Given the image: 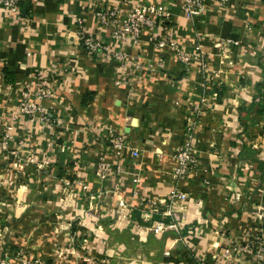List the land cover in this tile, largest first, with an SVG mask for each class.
I'll return each instance as SVG.
<instances>
[{"label":"crops","instance_id":"crops-1","mask_svg":"<svg viewBox=\"0 0 264 264\" xmlns=\"http://www.w3.org/2000/svg\"><path fill=\"white\" fill-rule=\"evenodd\" d=\"M142 2L166 8L171 13L170 19L159 24L157 33L170 34L186 52L191 53L200 44L204 52L200 58L192 60L193 63L186 66L171 54H161L148 42L143 41L133 46L122 43L111 37L109 28L97 16L99 12L114 9L121 16L133 3ZM78 29L100 36L107 50L86 53L80 36L77 35ZM216 42L231 48L236 61L229 77H232L231 82L236 85L234 87L238 86L243 90L237 91L242 95L240 99L243 98L237 105L241 123H246L245 119L248 118L242 114L245 110L254 112V116L250 115L252 119H259L260 114H264V0H231L226 6L217 0H205L204 12L194 19L184 16L181 0H23L19 16H12L5 10L0 12V126L4 129L3 127L12 125L13 144L10 145L17 147V142L24 138V133L31 125L25 117L16 113V90L26 76H29L31 85L42 76L54 93L52 98L43 102L51 119L50 128H43L46 132H42L47 133L46 135H35L33 147H44L47 137L48 140L54 138V141L56 138L57 143L60 139L65 140L71 153L69 150L67 153L60 151L58 144H55L57 147L54 149V152L59 149L56 163L63 173H68L66 167L74 169L78 166L74 159L82 163L81 169L88 170L91 168L90 164H93L90 161L93 154L99 150L115 152L106 155V158L113 171L116 167L120 168L123 175L128 177L125 180L127 191L122 194L129 200L133 187L132 178H136L134 174L152 172L155 160L152 153L146 154L143 156L144 160L136 165L127 148L117 152L109 144V139L122 133L128 145H135L133 142L136 138L143 142L148 140L150 133H156L159 141L171 143L164 148L165 152L173 149L182 139L183 111L189 107V102L197 99L204 88L211 89V93L215 92L221 98L229 94L227 87L232 83L225 76L218 83L215 80L210 82L211 85H204L202 82L203 71L206 72L205 61L212 65L217 62L215 47H212ZM115 51L124 52L125 58L113 60L110 56ZM137 53L144 57L143 60L153 63L162 57L164 63L156 67L155 71L141 70L142 77H134V82L127 84L126 80H130L127 76L137 73L130 61ZM5 65L14 74V83L3 82L2 69ZM115 79L123 81L117 85ZM230 96L231 94V101ZM14 114L16 116L13 118ZM227 140L230 146L235 145L234 138L227 137ZM49 154L48 152L47 155ZM75 154L79 158H74ZM240 155L241 152L238 158ZM201 159L207 165L211 160L203 152ZM261 160L263 161L253 158L257 165ZM64 162L70 164L63 167ZM219 168L213 169L218 173L222 170L221 166ZM263 168L264 165L260 169ZM154 178L161 177L157 173ZM151 180L147 175L142 177L136 185L138 190L154 194H166L169 191L170 183L156 179L157 186L152 187L148 186ZM189 183L194 185L193 188L204 189L201 181L190 180ZM213 185L214 194L203 198L206 201L203 208L191 216L189 226H195L192 229L194 233L188 225L176 231L175 236L188 237L192 243V246H187V256L182 264H199L192 257L194 253L201 251H206L203 264H255L252 260H242L237 255L227 262L218 252L222 246L240 241L255 231L254 228H258L259 224H264V219L258 215L264 208L256 206L243 212L242 200L229 201L222 190L217 192L222 184L213 182ZM29 186L28 183L21 185L19 198ZM259 188L262 189L260 183L251 186L248 195L249 198L253 195L252 201L258 203V206L261 203L264 205V191L261 192ZM226 195L228 196L227 193ZM210 206L217 212L210 210ZM252 212H257L258 218ZM257 221L259 224H256ZM201 237L203 240H200Z\"/></svg>","mask_w":264,"mask_h":264},{"label":"rangeland","instance_id":"rangeland-1","mask_svg":"<svg viewBox=\"0 0 264 264\" xmlns=\"http://www.w3.org/2000/svg\"><path fill=\"white\" fill-rule=\"evenodd\" d=\"M79 32L78 29V36ZM83 40L84 36H80L83 50L90 54ZM119 41L130 46L135 45L125 40ZM143 41L147 42L145 38L141 42ZM197 46L199 51L204 53L201 45ZM212 47H215L217 62L212 65L205 61L203 84L211 85L210 82L214 80L218 83L219 80L225 79L223 76L231 82L232 77L229 76L236 64L232 49L219 42L212 44ZM177 52L193 56L197 54V50L186 52L179 45ZM168 54L176 59V52L169 51ZM110 57L113 60H122L125 53L115 51ZM159 58L153 63L143 60L144 57L142 58L140 53L133 55L130 61L133 62L137 73L128 75L130 80L127 79L126 83L132 84L134 77H142L145 71H155L156 67L164 63V59L161 57L159 61ZM192 60H197V55L188 65L193 63ZM197 62L200 64L199 60ZM121 81L123 80L115 79V84L119 85ZM231 83L232 85L227 87L229 94L224 95L225 97L221 98L214 94L215 92L211 93V89L204 88L197 99L189 102V107L183 111L182 139L169 152H165L164 148L171 144L170 141H159L156 133H150L147 141L141 142L136 138L133 142L136 146L132 143L127 145L128 150L132 146L138 150L134 164L139 165L144 160L143 156L150 153L155 163L152 165V172L134 174L136 178H132L131 196L126 200L122 192L127 191L125 180L128 177L123 175L120 168L116 167L113 171L109 159L106 158V155L115 152L97 150L98 152L92 155L93 159L90 158L93 164H90L91 168L88 170L81 169L83 166L78 159H74L78 164L74 169L66 167L70 163L64 162L63 167H66L68 173H63L59 171L56 163V153L59 149L56 152L54 149L57 147L55 144H58L63 148V152L67 153L70 146L65 140L60 139L57 143L56 138L54 141V138L48 140L47 137L44 147H33L35 135H46L43 128L49 129L50 126L42 122L37 113H30L29 116L27 110L32 109V103L41 106L44 105V100L53 96L47 98V95L41 92L40 81L31 85L29 76H26L16 90L18 97L15 96V101L16 106L20 108L19 114L28 120L31 128H27L24 138L20 140L21 145L17 143V147H11L12 141L4 144L5 140L0 136V264H182L187 256V246H192V243L188 237L175 236L176 231L184 229L187 225L190 227L191 216L203 208L206 202L203 198L214 194L213 182L222 184V188L217 192L222 190V194L229 201L242 200L243 212L256 206L264 208L262 203L258 206V203L252 201L253 195L248 197L251 186L258 183L262 185L260 191H264V168L260 169L264 165V114H260L259 119H252L254 112L241 110L242 114L248 117L245 119L246 123H241L237 105L243 98L240 99L242 95L237 91L243 90ZM45 86L49 88L47 83ZM3 128L9 133L13 131L11 124ZM157 131L159 132L158 129ZM227 137L235 139L234 146L229 145ZM185 142L190 152L186 151L183 161L191 168L178 173L176 169L182 162L179 153L183 152L182 145ZM243 148L245 150H242ZM9 150H12L11 153L7 152ZM201 152L211 159L208 165L202 161ZM76 156L77 154L74 158H79ZM253 158L263 161L257 165ZM218 166H221L222 170L217 173L213 168H219ZM157 173L161 178L156 179L166 178L163 181L170 183L169 191L166 194L140 192L136 185L145 175L152 179L148 186H157L154 178ZM190 180L201 181L204 189L193 188L194 185L188 184ZM25 183L30 186L19 198V188ZM173 192L177 197L168 200L167 196L173 195ZM229 206L231 207L230 204ZM210 210L215 209L211 207ZM252 213L256 214V218L259 215V218L264 219V211L258 215L257 212ZM161 219L166 223H173L174 226L157 231L154 222ZM256 224H259V221ZM193 227H190L191 231ZM254 229L252 232L264 236V224H259L258 228ZM244 238L233 242V245L238 249L242 246L240 243ZM228 246L230 245L222 246L218 252L227 262L235 257L233 253L225 257L224 250ZM205 252L194 253L192 259L197 263L204 262ZM237 256L244 260L243 256Z\"/></svg>","mask_w":264,"mask_h":264},{"label":"built area","instance_id":"built-area-1","mask_svg":"<svg viewBox=\"0 0 264 264\" xmlns=\"http://www.w3.org/2000/svg\"><path fill=\"white\" fill-rule=\"evenodd\" d=\"M23 0H0V12L5 10L12 16H19L21 10V2ZM220 4H229L231 0H217ZM182 8L184 16L188 19H194L195 17L200 16L205 10V0H181ZM119 11L117 10H106L103 12H99L98 18L100 21L109 28L110 35L112 38L117 40H125L129 44H138L141 42L145 36L147 42L157 48L161 54L166 55L169 51L176 52V59L183 64H188L191 59L200 58L203 54L199 51V47L195 46L194 49L197 50V54L188 55L178 51V41L173 38L168 33H163L159 35L157 33V27L159 24L168 21L170 19L171 13L161 5H157L149 2L142 3H133L130 9L126 12L118 15ZM79 36H84L83 44L84 46L92 53L99 49L107 50L106 45L98 35H94L91 32H79ZM115 52H111L113 55ZM161 57L159 58V61ZM161 63V62H160ZM159 63V64H160ZM42 87L41 92L43 95H47L46 97L54 96L51 90L45 86L46 81L42 76H39V80ZM215 94V93H214ZM30 110H27L28 115L37 113L39 115V119L49 124L50 118L48 116V112L44 105H36L34 103L31 104ZM19 109L17 107L16 113L19 114ZM16 116L14 114L13 118ZM10 127V126H9ZM8 127V128H9ZM0 136L5 143L13 141L12 131L9 133L6 129H2L0 132ZM112 147L120 152L121 149L127 147V141L122 133L117 134L109 139ZM17 143L21 145V141L19 140ZM50 145V143H49ZM187 142H185L183 147V152L179 153V158L181 159V166L176 169L178 173H183L185 170L188 171L190 169V165L183 161V156H185L186 151L189 153L190 149L187 147ZM63 151V148H61ZM130 154L132 157H138V150L135 147L129 148ZM188 157V156H187ZM108 166V164H106ZM180 171V172H179ZM168 200L173 197H177L175 192L173 195L167 196ZM165 201V199H164ZM169 214V213H168ZM152 214L150 215V217ZM170 224V225H169ZM157 231H162L167 229V227L174 226L173 223H166L163 219L154 222ZM240 243L242 246L238 249L236 246L231 244L230 246L225 248V257L231 256L232 253L235 255H241L247 260H252L255 264H264V236L261 234H257V232H252L247 235ZM199 264H203L199 263Z\"/></svg>","mask_w":264,"mask_h":264},{"label":"trees","instance_id":"trees-1","mask_svg":"<svg viewBox=\"0 0 264 264\" xmlns=\"http://www.w3.org/2000/svg\"><path fill=\"white\" fill-rule=\"evenodd\" d=\"M3 73V82L6 83H14V74L9 72L8 67L5 65L2 69ZM62 169V168H61Z\"/></svg>","mask_w":264,"mask_h":264}]
</instances>
